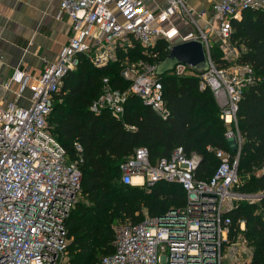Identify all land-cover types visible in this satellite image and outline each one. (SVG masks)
<instances>
[{"label": "built area", "instance_id": "2783aa9c", "mask_svg": "<svg viewBox=\"0 0 264 264\" xmlns=\"http://www.w3.org/2000/svg\"><path fill=\"white\" fill-rule=\"evenodd\" d=\"M249 9L264 10V0H221L212 7L217 29L211 26L206 32L199 27L176 39L179 30L171 24L176 13L194 22L182 0H166L158 12L144 0H60L59 16L67 13L71 19L70 40L34 80L27 105L5 101L0 95V264H66L69 260L67 219L81 194L83 147L75 142L77 158L71 159L49 127L65 76L77 69L82 57L103 67L117 59L120 47L138 41L149 50L160 39L169 43V49L174 42H204L210 63L198 74L200 89L213 93L228 125L227 137L238 143V153L233 158L218 149L219 166L203 179L197 177L202 157L196 152L189 155L178 147L170 157L154 163L148 148H138L120 167L122 183L143 188L162 181L177 183L186 193V203L160 216L118 223L114 251L101 264L251 263L253 250L243 233L231 238V212L239 202L258 203L264 197V192L239 189L242 137L237 113L242 93L255 77L249 64L238 62L243 47L231 42V34L232 21ZM212 31L223 41L228 67H219L212 59ZM158 67V62L141 60L134 72L125 69L124 76L130 81L126 90L114 89L105 78L90 110L95 114L108 110L123 119L128 98L138 96L165 119L168 109ZM193 71L179 64L172 73L182 76ZM15 79L21 85L17 96L22 97L30 76L17 71ZM245 228L242 221L241 231Z\"/></svg>", "mask_w": 264, "mask_h": 264}, {"label": "trees", "instance_id": "16d2710c", "mask_svg": "<svg viewBox=\"0 0 264 264\" xmlns=\"http://www.w3.org/2000/svg\"><path fill=\"white\" fill-rule=\"evenodd\" d=\"M232 27L231 42L243 47L238 62L249 64L255 77L244 89L237 113L242 137L239 189L259 193L264 192V10L244 11L240 19L232 21ZM168 52L169 43L163 39L149 50L133 41L120 47L117 59L103 67L82 57L77 69L64 78L49 117L50 131L71 159L77 158L75 142L83 147L81 194L67 219L71 240L66 264H101L102 258L114 251L113 223L143 220V207L147 215L160 216L185 205L186 193L177 183L162 181L150 188L122 183L120 167L138 148H148L154 163L170 157L178 147L189 155L196 152L202 157L197 177L203 179L211 177L219 166L218 149L233 158L238 153V143L227 137L228 125L213 93L200 89L201 71L182 76L172 70L161 74L168 109L165 119L138 96L128 98L123 119L108 110L100 114L90 110L105 78L114 89L129 87L130 81L120 73L124 61L139 54V61L160 64ZM223 55L220 48H211L215 64L228 67ZM231 215V238L243 233L253 250L250 264H264V197L258 203L239 202Z\"/></svg>", "mask_w": 264, "mask_h": 264}, {"label": "crops", "instance_id": "0c3cea01", "mask_svg": "<svg viewBox=\"0 0 264 264\" xmlns=\"http://www.w3.org/2000/svg\"><path fill=\"white\" fill-rule=\"evenodd\" d=\"M144 1L155 12L166 5V0ZM182 1L194 22L188 17L192 24L185 23L181 14L176 13L171 21L179 30L176 39L198 31L199 27L206 32L211 31V26L218 28L212 7L221 0ZM59 13L60 0H0V95L5 101L27 105L34 80L41 76L46 62L56 60L70 40L71 19L67 13ZM17 71L30 76L22 97L17 96L21 86L15 79Z\"/></svg>", "mask_w": 264, "mask_h": 264}, {"label": "water", "instance_id": "95a60500", "mask_svg": "<svg viewBox=\"0 0 264 264\" xmlns=\"http://www.w3.org/2000/svg\"><path fill=\"white\" fill-rule=\"evenodd\" d=\"M209 63L204 42L199 40L177 42L170 47L166 59L159 64L157 72L164 74L179 64L189 65L196 71H205L208 69Z\"/></svg>", "mask_w": 264, "mask_h": 264}, {"label": "rangeland", "instance_id": "374dc122", "mask_svg": "<svg viewBox=\"0 0 264 264\" xmlns=\"http://www.w3.org/2000/svg\"><path fill=\"white\" fill-rule=\"evenodd\" d=\"M181 16H182V19L184 20V22L185 23H189V24H192L191 23V21L188 19V17L185 15V14H181ZM198 30V29H197ZM212 41L214 42V45H213V47H216V48H220L221 49V51H222V54H224V48H223V41H221L220 39H218V37H217V35L214 33V34H212ZM136 58H133L131 61H124L123 62V67H124V69L123 68H121V70H120V73H124V70L125 69H127V68H130L131 70H132V72H134V70H135V68L136 67H138V63L140 62L139 61V58H137V57H139L140 55L139 54H137V55H134ZM147 213H148V211H147V208L146 207H143V210H142V214H144V215H147ZM138 214V213H137ZM122 221H124V220H118V222H116V223H113V228L118 224V223H120V222H122Z\"/></svg>", "mask_w": 264, "mask_h": 264}]
</instances>
